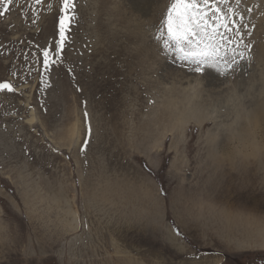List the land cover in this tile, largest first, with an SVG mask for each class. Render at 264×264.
Instances as JSON below:
<instances>
[{
	"label": "rangeland",
	"instance_id": "rangeland-1",
	"mask_svg": "<svg viewBox=\"0 0 264 264\" xmlns=\"http://www.w3.org/2000/svg\"><path fill=\"white\" fill-rule=\"evenodd\" d=\"M13 1L0 264H264V248L235 243L264 227V0L219 5L242 40L226 75L155 39L170 0H73L58 57L63 0Z\"/></svg>",
	"mask_w": 264,
	"mask_h": 264
},
{
	"label": "snow or ice",
	"instance_id": "snow-or-ice-1",
	"mask_svg": "<svg viewBox=\"0 0 264 264\" xmlns=\"http://www.w3.org/2000/svg\"><path fill=\"white\" fill-rule=\"evenodd\" d=\"M12 2L13 0H6L4 12H0V17L7 12V5ZM40 2L41 0H36V3ZM236 2L239 4L240 0ZM221 3L227 5L228 0H170L155 39L162 43V48L166 52L173 53L179 60L194 65L195 72L202 73L207 67L215 69L220 75H226L237 63L236 48L240 47L242 40H233L226 35L233 32V28L237 38L241 33L239 26H236L235 20L232 19L236 13L231 8L224 12L219 6ZM74 7L73 0H63L61 12L64 14L59 18L60 39L56 45L57 57L67 41L66 33L74 18L69 15L68 10ZM234 43L236 48H230L229 45ZM42 55L43 66L47 71L57 60L47 48L43 50ZM239 56L243 58L244 52H240ZM4 90L11 92L13 86L7 82L0 83V91ZM177 235H180L178 230Z\"/></svg>",
	"mask_w": 264,
	"mask_h": 264
},
{
	"label": "bare ground",
	"instance_id": "bare-ground-1",
	"mask_svg": "<svg viewBox=\"0 0 264 264\" xmlns=\"http://www.w3.org/2000/svg\"><path fill=\"white\" fill-rule=\"evenodd\" d=\"M24 1V0H23ZM4 2H6L4 0ZM14 2V1H13ZM1 3V2H0ZM22 4V3H21ZM43 4V3H42ZM2 5V4H1ZM15 5V4H14ZM12 5V6H14ZM29 5V4H28ZM40 5V4H39ZM46 5V4H45ZM5 6V5H4ZM8 6V5H7ZM10 6V5H9ZM27 6V5H26ZM15 7V6H14ZM41 7V6H40ZM43 7V6H42ZM41 7V8H42ZM10 8L11 6L9 7V11H10ZM31 8V7H30ZM29 8V9H30ZM15 10V9H14ZM27 10V9H26ZM1 12V11H0ZM17 12V11H16ZM15 12V13H16ZM18 13V12H17ZM8 14V13H7ZM2 18V17H0ZM1 21V19H0ZM2 22V21H1ZM12 21H10L8 24H7V21H3V23L0 24V38L1 39H9V36L11 35L12 30L10 28V25H12ZM14 24V23H13ZM15 28H16V25H15ZM27 35V34H26ZM2 41V40H1ZM13 47V46H12ZM17 51V50H16ZM11 52V51H10ZM261 231H252L251 233H248V234H245V235H242L239 237H235V243L238 245H240L241 247L243 248H264V227L260 229ZM262 232V233H260ZM172 233V231H171ZM173 234V233H172ZM263 236V237H260Z\"/></svg>",
	"mask_w": 264,
	"mask_h": 264
},
{
	"label": "crops",
	"instance_id": "crops-1",
	"mask_svg": "<svg viewBox=\"0 0 264 264\" xmlns=\"http://www.w3.org/2000/svg\"><path fill=\"white\" fill-rule=\"evenodd\" d=\"M141 211V209L138 207V208H135V210H134V212H140ZM169 229V228H168ZM175 234H176V236H174V238L173 239H175V241L172 239V238H170V241L172 240L173 241V245H174V247L176 248V250L179 252V253H184L185 251H186V249H185V247L183 246V243L179 240V236L177 235V233L175 232ZM173 237V236H172ZM175 242V243H174ZM207 260V261H206ZM121 263H123V262H125L126 264H127V261L126 260H122V261H120ZM200 262H202V264H206L207 262H208V259H207V257L206 256H204L203 255V257H201L200 259H199V261L196 263H191V264H200ZM131 264V263H130ZM137 264H139V263H137ZM184 264H186V263H184Z\"/></svg>",
	"mask_w": 264,
	"mask_h": 264
}]
</instances>
